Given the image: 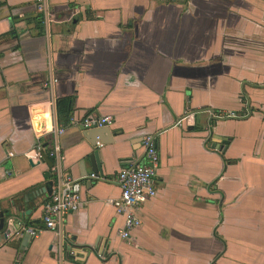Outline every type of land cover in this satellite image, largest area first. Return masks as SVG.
Returning <instances> with one entry per match:
<instances>
[{
    "label": "crops",
    "instance_id": "obj_1",
    "mask_svg": "<svg viewBox=\"0 0 264 264\" xmlns=\"http://www.w3.org/2000/svg\"><path fill=\"white\" fill-rule=\"evenodd\" d=\"M147 136L156 193L122 238L117 175ZM74 180L58 232L2 237ZM0 264H264V0H0Z\"/></svg>",
    "mask_w": 264,
    "mask_h": 264
},
{
    "label": "built area",
    "instance_id": "obj_2",
    "mask_svg": "<svg viewBox=\"0 0 264 264\" xmlns=\"http://www.w3.org/2000/svg\"><path fill=\"white\" fill-rule=\"evenodd\" d=\"M49 0H36L38 11L47 10ZM233 115V114H230ZM112 122L110 116H87L82 125L85 128L102 127ZM63 128H56V134H61ZM145 146L146 162L135 166H129L119 171L117 182L120 187V195L114 201V207L117 214L124 218V230L120 231L122 238L130 235V230L139 224V218L136 211L149 198L155 196L156 190L154 180L157 176L159 159L154 137L147 136L143 139ZM58 143H55L49 155L57 154ZM43 147L38 144L34 149V157L41 158ZM91 178L100 177L96 173H90ZM79 195L70 189L66 184L62 189L54 190L49 198L42 203V221L41 225L18 224L16 227L8 226L3 229L1 235L5 240L13 238H22L23 236L36 237L45 230L58 232L63 218L80 208Z\"/></svg>",
    "mask_w": 264,
    "mask_h": 264
},
{
    "label": "water",
    "instance_id": "obj_3",
    "mask_svg": "<svg viewBox=\"0 0 264 264\" xmlns=\"http://www.w3.org/2000/svg\"><path fill=\"white\" fill-rule=\"evenodd\" d=\"M96 128H100V127L84 128V129L86 131V134H88L90 132V129L95 130ZM215 141L216 142H221L222 144H226L228 142V139L227 138H223L221 136H215ZM41 157L45 161H47L50 165H52V163L49 161V159L47 158V156H46V154L44 152L41 153ZM95 158H96V155H95L94 158H91L92 162H93V159H95ZM97 167H98V165L96 164V167L93 168V173H96L97 171L99 172V168H97ZM78 182H79L78 180H74L72 183L69 184V186H73L74 187L73 191L76 192V193H77V188H78L77 187L78 186ZM87 185H90V181H89V184H87ZM37 194H38V192H34V196H36ZM31 198H32V195H27V196H23L22 198H18L15 201H13L12 209L9 212H7L9 214V218L7 219V221L11 222L13 219H19V214L21 215V207L19 206V204L22 203L23 201H26V200L31 199Z\"/></svg>",
    "mask_w": 264,
    "mask_h": 264
},
{
    "label": "trees",
    "instance_id": "obj_4",
    "mask_svg": "<svg viewBox=\"0 0 264 264\" xmlns=\"http://www.w3.org/2000/svg\"><path fill=\"white\" fill-rule=\"evenodd\" d=\"M38 18H41L40 16H37ZM70 105H69V98H59L56 100V115L57 120L59 119L60 113L67 114L70 111ZM26 225L32 224V223H25Z\"/></svg>",
    "mask_w": 264,
    "mask_h": 264
}]
</instances>
